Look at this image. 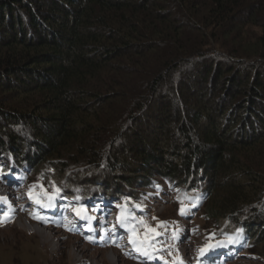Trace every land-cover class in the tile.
Returning a JSON list of instances; mask_svg holds the SVG:
<instances>
[{
	"label": "trees",
	"instance_id": "obj_1",
	"mask_svg": "<svg viewBox=\"0 0 264 264\" xmlns=\"http://www.w3.org/2000/svg\"><path fill=\"white\" fill-rule=\"evenodd\" d=\"M249 19L263 21L245 51L256 58L235 56L220 37H243ZM182 63L192 72L178 84ZM263 97L264 0H0V173L35 197L133 210L140 202L130 198L161 177L183 215L208 207V248L229 243L264 258ZM75 169L102 176L63 179Z\"/></svg>",
	"mask_w": 264,
	"mask_h": 264
},
{
	"label": "rangeland",
	"instance_id": "obj_2",
	"mask_svg": "<svg viewBox=\"0 0 264 264\" xmlns=\"http://www.w3.org/2000/svg\"><path fill=\"white\" fill-rule=\"evenodd\" d=\"M242 15L244 17L245 14ZM262 23L263 21L260 23L257 19L245 21L244 30L241 32L244 35L243 37H229L221 33L220 37L222 43H225L230 51V47H233L235 51L238 49L241 52H236L237 54L235 56L247 57L249 55L245 56L246 49L251 50L250 47L254 46L256 39L262 34ZM194 32L192 28H188V34L186 33L188 40H193L196 37ZM256 57L258 56L247 58ZM178 69L181 71V74L179 76L177 74L174 75L173 80L179 78L178 84H181L180 82L183 79L182 74L185 71H188V73L192 72V66L188 63H182ZM178 69L175 73H177ZM248 72L247 70L241 71L242 74ZM233 73L234 72L227 73L226 75L230 77ZM206 81H208V84L202 85L205 91H207V87H210V79H206ZM241 81V89L248 91L251 87L249 84L250 82H245L243 79H241ZM161 91L165 93V99L168 102L171 100V109L174 103H177L178 98L172 97L170 94L169 80L167 83L163 84ZM216 93V99L217 96L222 95L221 91L217 92V88ZM33 99H35V97ZM33 99L30 101H33ZM259 99L261 100L258 101V103L264 104V97ZM30 101H26V104H29ZM20 102L22 101L20 100ZM36 114H38V112H36ZM221 120V123H224L225 118ZM173 127H175V124H173ZM28 129L34 133L32 125H29ZM26 131L22 127L18 129V132L22 134L25 142H33V140H35L33 139V135L29 133L26 135ZM118 145L122 146V142L120 141L117 146ZM31 152L38 154L36 150H31ZM2 156L4 157V154ZM133 159V156L126 155L125 160H129L131 166L135 164ZM1 161H3L2 157H0V162ZM131 166L130 168H132ZM83 170L75 169V171H68L64 176L62 175V177L66 181L73 182L74 184H83L87 181V178L92 179L97 173L93 172L90 174L88 171ZM0 172H2V170H0ZM125 172L126 171H123V173ZM119 174L120 173L111 174V185L116 183ZM101 176L95 178H100ZM118 181L120 185H123L120 180ZM169 188L170 186L165 179L155 176L149 184L139 189L140 193H136L133 198H130L139 201L141 209L144 208V206L147 207L149 213L143 212L134 216L129 212L128 219L133 220L134 224L132 225H134L136 233L133 234L129 229L125 231L121 230L123 234L122 240L126 244H123L122 247H117L118 243L106 242L102 244L90 241L88 239L90 233L83 230H80L78 233H73L66 226H42L41 223L32 219L31 212L33 202L29 195L33 193L32 188L30 186L18 188L17 186L15 187L14 184L13 186L9 183L1 184L0 181V195L4 197H2V201L12 205V214L15 215L12 221H6L4 216H0V264H264V258L256 256L249 250H242L240 246L233 252L231 248L227 247V254H222V258H224L219 263V257L221 255L220 250H218L215 255L212 251H210V253L208 251L209 248L206 247L209 239L206 233L210 226L214 224L213 219H209L206 215L208 207L205 206L198 214H195L194 210H189L186 215H181L179 212L181 207L179 193L176 192L175 189ZM7 192L11 194V198H5ZM214 198L215 196L209 201V207L211 206L210 203L214 201ZM111 201L112 200H110L109 205L106 203L102 211H100V214H105L106 217L98 216L96 224H94L96 226H86L89 230L99 231L101 219L106 222L107 225L106 227H102L103 230L111 225H119L121 211L119 212L118 207L120 206L118 204H112ZM123 203L127 202L123 201ZM4 208L5 205L0 204V215H3ZM140 221L143 223H139ZM82 223H86L83 218H81V222L78 223L79 229H82ZM161 224H163V226H158ZM32 225L50 229L49 232L51 236L55 237V242L52 246L46 244L42 236L32 229ZM75 225L76 227L78 226L77 224ZM173 232H176L178 239L173 238ZM136 238L140 239L138 247L142 248L143 245V249H151L150 252L155 256L152 263L147 262L146 259L143 258L141 251L134 250L130 240ZM261 239H264V234ZM151 240L152 243H149ZM146 242L149 244H145ZM260 248V244H255L256 250L259 251ZM202 249L204 250L203 254L201 253ZM108 252H112V255L116 254L115 258L110 256V258H105L104 255H107ZM111 258L113 260L115 259V261ZM215 259H217V261H215Z\"/></svg>",
	"mask_w": 264,
	"mask_h": 264
},
{
	"label": "snow or ice",
	"instance_id": "obj_3",
	"mask_svg": "<svg viewBox=\"0 0 264 264\" xmlns=\"http://www.w3.org/2000/svg\"><path fill=\"white\" fill-rule=\"evenodd\" d=\"M53 187H54V189H55V186H54V184H53ZM55 191L56 192H58L59 190L58 189H55ZM30 195V197H31V193L29 194ZM45 195H47L46 193H45ZM37 203H40V201L39 200H37L36 201ZM180 204H181V207H180V209H179V212H180V214L181 215H183V214H185V207H184V204H183V201H180ZM136 207H139V205H136ZM123 211V210H122ZM78 215H79V212L77 213ZM139 223H143L142 221H140ZM158 226H163V224H161V225H158ZM121 227H124V221L123 220H121ZM91 230V229H90ZM130 231L134 234L135 233V229H130ZM173 238L174 239H178V237H177V234H176V232H173ZM88 239H91V237H88ZM130 243L133 245V248H134V250H137V251H141L142 253H143V255H145L147 258H149V259H152L153 257L147 252V251H145L143 248H141V247H138V242L135 240V239H131L130 240ZM203 249L201 250V253L203 254Z\"/></svg>",
	"mask_w": 264,
	"mask_h": 264
},
{
	"label": "bare ground",
	"instance_id": "obj_4",
	"mask_svg": "<svg viewBox=\"0 0 264 264\" xmlns=\"http://www.w3.org/2000/svg\"><path fill=\"white\" fill-rule=\"evenodd\" d=\"M27 226V225H26ZM29 226V225H28ZM25 227V226H24ZM32 227V229L37 233V234H39V235H41L42 236V238L44 239V241L46 242V244H48V245H50V246H52V244L55 242V237L53 236H51V233L49 232V228H45V227H39V226H37V227H35V226H31ZM105 256V258H107V257H113V258H115V256H116V254L115 255H112V252L110 253V252H108L107 253V255H104ZM109 257V258H110ZM112 259V258H111ZM113 260V259H112ZM113 261H115V259L113 260ZM112 261V262H113Z\"/></svg>",
	"mask_w": 264,
	"mask_h": 264
}]
</instances>
